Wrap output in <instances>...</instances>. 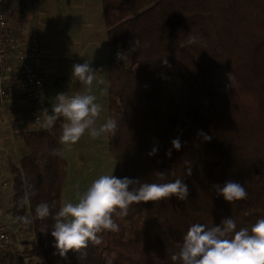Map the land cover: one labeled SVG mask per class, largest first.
<instances>
[{"label": "trees", "instance_id": "trees-1", "mask_svg": "<svg viewBox=\"0 0 264 264\" xmlns=\"http://www.w3.org/2000/svg\"><path fill=\"white\" fill-rule=\"evenodd\" d=\"M101 3L109 46L108 117L119 122L118 131L108 133L113 175L147 183L183 179L190 195L133 205L127 217H115L119 232L101 233L102 243H89L86 255L69 251L61 257L51 218L29 225L18 219L34 216L41 202L54 204L53 213L62 204L69 164L60 117L51 130L25 133L20 166H9L12 227L34 230L29 252L40 264H175L171 255L193 223L211 227L231 216L238 230L264 218V0ZM190 35L198 37L196 44L186 43ZM200 130L212 139L204 141ZM177 137L179 151L171 143ZM53 149L62 155H52ZM159 172L166 173L163 180ZM228 180L244 185L246 200L228 203L217 195L213 185ZM4 260L27 264L17 253Z\"/></svg>", "mask_w": 264, "mask_h": 264}, {"label": "clouds", "instance_id": "clouds-1", "mask_svg": "<svg viewBox=\"0 0 264 264\" xmlns=\"http://www.w3.org/2000/svg\"><path fill=\"white\" fill-rule=\"evenodd\" d=\"M198 37L190 35L187 44H196ZM136 45L138 43L136 41ZM131 51H136L133 47ZM167 64V60L163 61ZM98 71L93 69L90 62L73 65L72 75L82 85L89 86L83 93L56 96L57 103L49 114L47 109L40 114L43 117V127L51 130L56 120L63 117L60 136L61 145H74L88 132L93 138L104 133L115 134L119 122L115 118H108L99 127L96 126L102 107L96 102V96L91 92V85L96 79ZM229 80L232 73L228 74ZM204 141H210L211 136L198 131ZM172 147L179 151L182 147L179 137L171 141ZM154 147L149 156L156 154ZM52 155H62V150L53 149ZM171 156V150L166 152ZM185 164H189L188 161ZM186 175H191L188 168ZM159 179L163 180L166 173L159 172ZM218 196H223L228 203L246 200L248 193L243 184L228 180L221 187L213 185ZM190 190L183 179H175L167 183H147L140 179L128 177L119 178L113 174H104L95 179L92 184L73 202L62 203L53 213L55 205L47 202L39 203L34 216L18 217L24 224L29 225L38 219L54 221L51 235L55 239L54 247L61 257L69 251L86 255L82 250L87 249L89 243H102L101 233L119 232L120 225L115 217H127L133 205L170 199L175 196L178 200H187ZM45 226L44 230L46 229ZM179 250L171 255L175 264H264V218L258 219L253 226L240 227L231 216L223 217L219 224L209 227L206 224L193 223L183 236Z\"/></svg>", "mask_w": 264, "mask_h": 264}, {"label": "crops", "instance_id": "crops-1", "mask_svg": "<svg viewBox=\"0 0 264 264\" xmlns=\"http://www.w3.org/2000/svg\"><path fill=\"white\" fill-rule=\"evenodd\" d=\"M4 1L11 24L15 27L28 26L21 33L24 40L27 42L35 38L41 46L39 73L44 81L48 113L57 103H53L54 95L83 93L88 90L89 86L82 85L72 75L73 65L86 61L98 71L90 86L92 94L97 98L98 91L104 86L108 101L109 46L101 0H33L36 8L32 18L28 17L30 6L25 0ZM31 32L33 36H30ZM33 102L12 86L10 97L0 106V208L4 200L2 191L11 187L9 166L14 164L19 167L21 158L27 151L23 140L25 133L44 128L37 125L30 114ZM84 140L81 137L74 145H64V156L69 167L76 160L79 161L81 154L77 148L83 145ZM69 179L68 171L62 197ZM2 218L4 219L3 216ZM40 261V258L36 259L35 264H40Z\"/></svg>", "mask_w": 264, "mask_h": 264}, {"label": "built area", "instance_id": "built-area-1", "mask_svg": "<svg viewBox=\"0 0 264 264\" xmlns=\"http://www.w3.org/2000/svg\"><path fill=\"white\" fill-rule=\"evenodd\" d=\"M25 1L30 6L28 17L32 18L36 5L33 0ZM26 28V25L15 27L11 24L5 11V1L0 0V106L6 103L12 86H15L17 91L34 101L30 114L34 122L42 126L43 117L40 114L46 105L44 81L39 73L41 46L35 38L27 42L24 40L21 33ZM30 36H33L32 32ZM116 58H120L119 54ZM5 224L0 208V264H5L4 257L10 253L24 256L27 264H35L39 257H32L29 252L36 243L34 230L22 224L9 229Z\"/></svg>", "mask_w": 264, "mask_h": 264}, {"label": "rangeland", "instance_id": "rangeland-1", "mask_svg": "<svg viewBox=\"0 0 264 264\" xmlns=\"http://www.w3.org/2000/svg\"><path fill=\"white\" fill-rule=\"evenodd\" d=\"M50 99V98H49ZM52 99V98H51ZM56 101V95L53 96V103ZM96 102L102 107L100 116L97 118L96 126L99 127L105 123L108 117V101H107V89L101 87L98 91ZM52 106V105H51ZM53 106L51 107L52 114ZM84 140L83 145L77 150L81 156L79 161H75L71 167H69V181L66 183L65 192L62 197V203L73 202L75 203L81 194L92 184V182L99 176L104 174H113L116 162L110 152L108 144V133H104L101 136L93 139L88 132L82 136ZM83 142V141H82ZM81 142V143H82ZM79 169V170H78ZM3 186H5L3 182ZM4 188L3 197L4 200L1 206L2 216L9 224H5L7 228H13L12 217V188ZM7 219V220H6ZM9 221V222H8ZM12 224V225H11Z\"/></svg>", "mask_w": 264, "mask_h": 264}]
</instances>
